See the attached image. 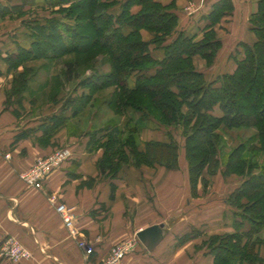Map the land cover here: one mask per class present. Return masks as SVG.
Listing matches in <instances>:
<instances>
[{"label":"trees","instance_id":"obj_1","mask_svg":"<svg viewBox=\"0 0 264 264\" xmlns=\"http://www.w3.org/2000/svg\"><path fill=\"white\" fill-rule=\"evenodd\" d=\"M53 1L54 5H70L65 17L71 22L56 18L34 22L29 47H19L3 59L8 73L39 58L95 50L105 51L110 60L105 64L108 72L97 69L87 79L84 85L88 94H82L77 103L70 100L65 105L64 111L71 112L69 118L59 114L48 119L45 136L55 134L69 119L82 114L94 90L117 87L129 93L128 98L117 100L131 127L128 138H124L126 125L119 124L93 127L86 133L89 152L105 149L99 171L117 179L122 168L139 167L145 161L177 170L180 149L172 135L167 141L144 143L137 137L140 123L150 120L167 130H177L184 138L192 190H196L205 172L212 175L222 169L224 175L244 177L228 201L240 212L241 219L234 222L235 232L213 235L206 242L214 264H263L260 234L264 230V162L260 159L264 156V0H259L258 10L250 20L257 40L253 45H244L243 59L236 62L232 74L221 78L220 87L209 83L205 74L194 68L193 61L200 56L213 64L222 47L215 26L233 11L231 0L214 5L200 40L178 31L179 17L173 5H163L158 0ZM45 2L49 4V0ZM19 7L0 6V18L21 11ZM143 30L153 35L152 40L143 38ZM153 44L163 51L161 58L151 52ZM26 84L21 79L15 93L23 94ZM221 126L258 128V144L243 142L222 162L218 150L222 135L217 132ZM192 236L195 235L185 234L180 242Z\"/></svg>","mask_w":264,"mask_h":264},{"label":"crops","instance_id":"obj_2","mask_svg":"<svg viewBox=\"0 0 264 264\" xmlns=\"http://www.w3.org/2000/svg\"><path fill=\"white\" fill-rule=\"evenodd\" d=\"M6 1L0 0V6H7ZM158 1L163 5L174 2L177 8L173 11L179 17L177 30L200 40L208 24L207 16L220 0ZM258 2L231 0L233 11L215 26L222 42L214 63L222 68L216 86H221L224 75L235 71L236 62L244 57V45H253L257 40L250 20L258 10ZM198 58L202 59L197 56L195 60ZM3 68L8 72L7 66L0 63V75ZM205 68L198 70L207 78ZM3 102L0 95V247L5 238L15 237L31 251L32 258L14 263L0 256V264H100L115 245L155 225L164 226L161 243L151 252L140 243L124 264H214L206 244L208 237L199 234L180 242L185 234L192 232L191 228L177 222L184 213L163 209L158 185L164 177L170 194L177 189V177L169 176L173 171L165 172L166 176L158 172L155 178L154 171L125 167L117 179H112L99 171L96 152L87 150L88 138L69 140L61 134L63 129L45 136L48 119L60 112H54L47 120L39 117L19 121L24 105L16 104L15 108L9 105L5 110ZM70 116L71 112L66 115ZM54 146L70 148L73 156L49 175L42 191L27 187L20 174L33 165L38 154H45ZM194 201V196L190 195L191 207ZM61 204L66 206L80 235L93 247L91 255L79 248L76 237L65 226L57 211ZM233 232L235 228L227 233Z\"/></svg>","mask_w":264,"mask_h":264},{"label":"rangeland","instance_id":"obj_3","mask_svg":"<svg viewBox=\"0 0 264 264\" xmlns=\"http://www.w3.org/2000/svg\"><path fill=\"white\" fill-rule=\"evenodd\" d=\"M54 2L53 0H49V4L45 0H7L5 2L7 5H19L21 11L0 18V63L3 67L7 66L3 59L8 54L16 52L19 47H29L31 40L30 33L32 32L34 22L42 21L45 18L46 20L48 18H56L62 21L65 19L67 23L71 22V19L65 17L68 14L67 8L70 5H54ZM172 5L174 9L177 8L174 2ZM80 12L84 14L83 9ZM142 34L143 38L147 41L153 38V35L148 31L143 30ZM174 37L175 35L172 38ZM150 49L156 58L163 56V51L155 49L154 44L150 46ZM109 60L110 58L105 51L95 50L85 54H68L49 59L46 57L39 58L38 60L25 62L9 73H6V68H3V72L0 75V95L4 102H6H3V108L5 106V110H8L9 105L13 106V108L16 107V104H19V106L21 104L24 105L21 119L18 118L20 119L19 121H27L39 117L47 120L54 112H60L65 116L67 114L70 115V111H64L65 105L70 100L77 103L82 94H88L89 90L84 85L87 79L93 76L94 71L97 69L104 71L103 73L108 72L109 66L105 64ZM214 63L215 60L212 65H209L207 60L203 58L196 60L194 58L193 66L197 70L205 66V69H207V80L216 86V79H218L217 76L222 71V68L214 65ZM21 79L27 82L26 90L23 94H16V85ZM129 96V93H125L117 87L94 90L86 110L78 117L69 119L66 126L61 130L63 133H60L69 140L73 137H83L86 139L88 138L86 133L91 132L93 127L100 128L107 124H119L122 127L126 125L127 130L124 138H128L131 127L127 126V119L122 108L117 104V100L128 98ZM114 98L115 101L112 102ZM108 102L110 103L108 104ZM134 117L138 119L139 115L135 114ZM139 130L140 132L136 136L140 143H144L145 140L167 141L169 139L168 136L172 135L179 145V167L176 171L160 164L153 166L146 161L140 164L139 167L128 166L136 170L154 171L155 178L158 172L164 173V176H166L165 172H176V175L173 172L169 175L174 178L177 177L175 180L177 182V189H174L171 194L167 186V180L163 177L159 182L158 186L161 187L160 193L163 209L167 212L178 211L177 213H184V216H180L177 222L179 225L182 224L183 227L191 228V233L196 236L203 234L209 239L213 235H223L229 231H233L235 228L234 222L241 218L239 210L232 207L228 201L233 192L242 184L244 177L237 174L224 175L222 169L212 175L205 172L199 180L196 190H192L188 177V162L185 155L184 138L181 133L174 129H171V131L167 130L153 120L140 123ZM258 131L259 129L254 127L228 129L221 126L217 132L222 135V140L218 145L219 156L222 162H225L226 157L236 151L243 142L255 141L258 144L256 139ZM37 146L40 150L41 145L38 144ZM61 148V146H54L52 150H46L45 154H38L33 165L38 159H47L51 154L50 152ZM95 155L97 156V165L99 166V163L105 158V149L101 148ZM6 158L8 157L6 156ZM260 160L264 162V156ZM32 166L22 173L31 171ZM22 182L29 188L39 191L43 190V188L37 186L27 185L23 180ZM190 195L194 196L195 205L193 207L188 204ZM184 208L187 211L181 210ZM246 228H248L247 225L245 226ZM165 231L166 233H171L169 230ZM260 237L262 238L260 256L264 264V230L261 232ZM81 239L83 238H76L77 244Z\"/></svg>","mask_w":264,"mask_h":264},{"label":"built area","instance_id":"obj_4","mask_svg":"<svg viewBox=\"0 0 264 264\" xmlns=\"http://www.w3.org/2000/svg\"><path fill=\"white\" fill-rule=\"evenodd\" d=\"M73 156L70 148L57 149L50 154L47 159H38L32 166L31 171L22 173L20 178L28 185L44 187V183L49 175L60 168ZM9 158V155H7ZM58 213L62 216L65 226L73 237H82L78 242L79 248L84 250L87 255H91L94 251L93 247L86 241L83 235L76 229L74 221L69 214L66 206L61 204L57 207ZM140 240L137 236L123 241L115 245L109 252L107 258L100 264H124L125 259L134 253L140 246ZM0 256L14 263L27 261L32 258V253L15 237H7L4 239L0 247Z\"/></svg>","mask_w":264,"mask_h":264},{"label":"water","instance_id":"obj_5","mask_svg":"<svg viewBox=\"0 0 264 264\" xmlns=\"http://www.w3.org/2000/svg\"><path fill=\"white\" fill-rule=\"evenodd\" d=\"M163 225H155L146 228L138 233L137 237L140 242L145 246L150 252L155 250V248L161 243L164 238Z\"/></svg>","mask_w":264,"mask_h":264}]
</instances>
